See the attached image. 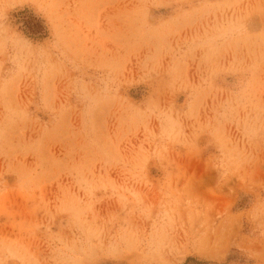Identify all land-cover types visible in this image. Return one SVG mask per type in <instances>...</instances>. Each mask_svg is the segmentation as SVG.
<instances>
[{"label": "rangeland", "instance_id": "374dc122", "mask_svg": "<svg viewBox=\"0 0 264 264\" xmlns=\"http://www.w3.org/2000/svg\"><path fill=\"white\" fill-rule=\"evenodd\" d=\"M189 259L264 264V0H0V264Z\"/></svg>", "mask_w": 264, "mask_h": 264}, {"label": "trees", "instance_id": "16d2710c", "mask_svg": "<svg viewBox=\"0 0 264 264\" xmlns=\"http://www.w3.org/2000/svg\"><path fill=\"white\" fill-rule=\"evenodd\" d=\"M29 19L24 22V25L26 27V32L28 35L32 36L36 39H41L45 37V28L43 27V22L34 17L33 15H30L28 17ZM196 261L193 259H189L186 264L189 263H195Z\"/></svg>", "mask_w": 264, "mask_h": 264}]
</instances>
